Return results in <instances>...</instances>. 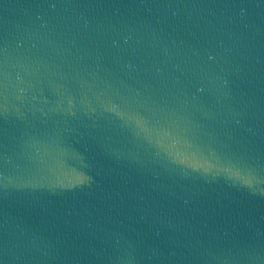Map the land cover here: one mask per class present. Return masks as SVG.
Returning a JSON list of instances; mask_svg holds the SVG:
<instances>
[{
  "label": "water",
  "instance_id": "1",
  "mask_svg": "<svg viewBox=\"0 0 264 264\" xmlns=\"http://www.w3.org/2000/svg\"><path fill=\"white\" fill-rule=\"evenodd\" d=\"M0 264H264V0H0Z\"/></svg>",
  "mask_w": 264,
  "mask_h": 264
}]
</instances>
